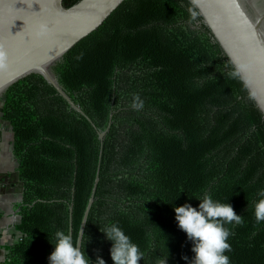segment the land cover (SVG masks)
Returning <instances> with one entry per match:
<instances>
[{"label": "trees", "instance_id": "obj_1", "mask_svg": "<svg viewBox=\"0 0 264 264\" xmlns=\"http://www.w3.org/2000/svg\"><path fill=\"white\" fill-rule=\"evenodd\" d=\"M48 70L84 114L39 72L3 91L22 186L5 264H48L70 216L75 241L96 174L82 241L90 264H113L101 231L113 223L144 253L138 264H188L174 207H198L205 193L244 219L226 225L230 264H264L252 207L264 188V121L189 0H124Z\"/></svg>", "mask_w": 264, "mask_h": 264}, {"label": "water", "instance_id": "obj_2", "mask_svg": "<svg viewBox=\"0 0 264 264\" xmlns=\"http://www.w3.org/2000/svg\"><path fill=\"white\" fill-rule=\"evenodd\" d=\"M123 1L78 0L64 5L63 0H0V50L5 53L4 66L0 68V93L26 75L39 72L73 108L83 113L52 77L48 66L102 24ZM189 2L264 121V12L258 13L250 0ZM110 119L111 114L107 128ZM104 133L98 132L100 139ZM97 181L96 174L77 238L83 231Z\"/></svg>", "mask_w": 264, "mask_h": 264}, {"label": "clouds", "instance_id": "obj_3", "mask_svg": "<svg viewBox=\"0 0 264 264\" xmlns=\"http://www.w3.org/2000/svg\"><path fill=\"white\" fill-rule=\"evenodd\" d=\"M5 53L0 50V68L4 66ZM132 108L140 110L143 100L138 94H133ZM257 199L252 202L254 218L257 224L264 222V188L257 191ZM198 207L189 203L174 207L175 219L178 227L186 233L192 242L191 251L194 253L189 260L182 259L188 264H230L226 252H231L228 243L232 232L226 225H242V215H237L229 203L214 200L205 193L199 198ZM105 237L112 242L110 256L113 264H138L144 253L131 238L124 233L117 223L106 226L101 230ZM84 232L81 229L80 237L75 241L70 233L57 230L55 232L53 251L48 256V264H90L89 258L82 246ZM96 264H105L100 257H96ZM156 264H167V256L158 258Z\"/></svg>", "mask_w": 264, "mask_h": 264}, {"label": "crops", "instance_id": "obj_4", "mask_svg": "<svg viewBox=\"0 0 264 264\" xmlns=\"http://www.w3.org/2000/svg\"><path fill=\"white\" fill-rule=\"evenodd\" d=\"M250 2L258 13L264 12V0ZM12 141L10 126L0 116V264H5L6 249L19 239L16 225L19 221L22 186L18 179Z\"/></svg>", "mask_w": 264, "mask_h": 264}, {"label": "rangeland", "instance_id": "obj_5", "mask_svg": "<svg viewBox=\"0 0 264 264\" xmlns=\"http://www.w3.org/2000/svg\"><path fill=\"white\" fill-rule=\"evenodd\" d=\"M63 4L66 5V4L64 3V1H63ZM2 97H3V93L1 92V93H0V100H1Z\"/></svg>", "mask_w": 264, "mask_h": 264}]
</instances>
